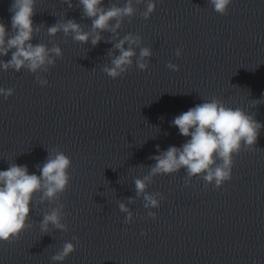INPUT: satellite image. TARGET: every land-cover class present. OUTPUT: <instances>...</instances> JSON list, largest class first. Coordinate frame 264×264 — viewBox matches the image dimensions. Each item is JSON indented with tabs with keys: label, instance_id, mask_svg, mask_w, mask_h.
<instances>
[{
	"label": "clouds",
	"instance_id": "obj_1",
	"mask_svg": "<svg viewBox=\"0 0 264 264\" xmlns=\"http://www.w3.org/2000/svg\"><path fill=\"white\" fill-rule=\"evenodd\" d=\"M69 9L73 8L72 0H63ZM82 9V18L91 20L89 31H84L81 23L75 19L57 21L47 28L49 36H56L63 32L65 37H71L75 42L88 44L93 47L104 39L102 33L111 34L106 43H113L107 55L110 57V65H105L102 71L110 78L122 77L133 65L145 71L149 67V58L152 50L149 47H141V37L138 34L128 33L120 38L118 32L125 19L131 22L138 11L134 5L145 3V0H126L123 6L112 3L104 5V0H78ZM214 11L220 15H227L232 0H208ZM36 0H13L9 11L11 15V31L3 22H0V57L7 56L11 52V59H0V69L4 71L28 70L36 75L37 83L43 87L49 81L39 75L47 72L50 66H54L56 60L63 53L58 45L49 48L46 44H33L34 34L41 30V25H35L33 17ZM156 9L154 0H147L146 8L140 15L149 19ZM127 45V47H126ZM136 48H139L137 55ZM115 51L119 54L116 55ZM181 55V50H176V56ZM166 67L171 71H179V66L169 62ZM14 94L12 88H0V96L4 99ZM197 104L186 112L176 116L171 124L179 129L180 135L190 137L180 147L169 146L161 151L156 149L159 155L149 159L155 161L143 178H136L135 198L129 197L127 202L132 204L136 198H143V206L149 210L147 215L156 219V213L151 209L159 208L164 197L159 192L149 193L148 186L157 175H168L186 170L185 186L191 179L200 176L205 182V187L213 184L219 189L226 181L232 179L233 158L242 150H253L257 143L260 131L264 128L255 119V115L246 113L241 108L226 106L224 101L212 97L210 100ZM261 100H254L255 106L261 104ZM49 155L42 165H37L40 175L29 174L27 165L9 164L7 170L0 171V242L11 243L19 239L20 234L33 225L29 223L31 205L34 198L37 204L45 202L55 203L57 206L46 211L39 222L40 230L47 234L50 226L56 230L67 231L68 225L63 222L66 213L65 204L60 203V197L69 186L71 167L70 158L59 149L48 150ZM143 166V165H141ZM144 167V166H143ZM119 210L126 214L125 223L133 222V212L124 202L119 203ZM146 235V233H141ZM76 239V237H73ZM75 251L72 242H65L62 248L51 256L53 262H63Z\"/></svg>",
	"mask_w": 264,
	"mask_h": 264
}]
</instances>
